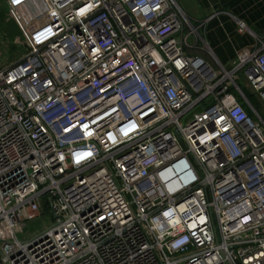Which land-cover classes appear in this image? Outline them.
<instances>
[{
    "label": "built area",
    "instance_id": "obj_1",
    "mask_svg": "<svg viewBox=\"0 0 264 264\" xmlns=\"http://www.w3.org/2000/svg\"><path fill=\"white\" fill-rule=\"evenodd\" d=\"M7 2L2 263L264 264V37L226 67L178 0Z\"/></svg>",
    "mask_w": 264,
    "mask_h": 264
},
{
    "label": "crops",
    "instance_id": "obj_2",
    "mask_svg": "<svg viewBox=\"0 0 264 264\" xmlns=\"http://www.w3.org/2000/svg\"><path fill=\"white\" fill-rule=\"evenodd\" d=\"M179 5L192 24L198 29V34L189 38L195 43L189 44L194 48L191 53L210 59L211 51L217 61L223 66H229L239 53L246 52L255 45V37L250 32H240L243 23L251 33L264 37V0H178ZM0 31L3 35L22 39L24 28L19 13L10 9L7 0H0ZM14 34V35H13ZM13 35V36H12ZM9 44H2L6 51ZM16 47V46H15ZM1 48V44H0ZM18 48V47H16ZM24 48V47H22ZM25 52L27 49L24 48ZM20 54V53H19ZM19 54L12 57L14 61L3 69L20 60ZM1 69V68H0ZM0 264L1 261L0 255Z\"/></svg>",
    "mask_w": 264,
    "mask_h": 264
},
{
    "label": "rangeland",
    "instance_id": "obj_3",
    "mask_svg": "<svg viewBox=\"0 0 264 264\" xmlns=\"http://www.w3.org/2000/svg\"><path fill=\"white\" fill-rule=\"evenodd\" d=\"M1 26L2 25H0V27ZM0 33H3V32L0 31ZM11 40H12V38L10 39L9 36L0 34V44H1V48H0V68L1 69H3V67L7 66L10 61H14L15 60V59H11L12 57L16 56V58H18L17 55H15V54H19L20 53L21 54V55L19 54L20 57L24 53L26 54L24 48H22L20 46H17L18 48L15 47V44H14V41H16L15 39L12 42H11ZM189 42L191 44L195 43L193 38L191 40H189ZM3 43L4 44H9L10 43V45H12V46L9 45L10 47L6 51L5 47L2 46ZM3 60H5V61H9L10 60V61L9 62H5V63H8V64L4 65ZM52 223H53V221L51 220V218L49 216H44V217H41V218H39V219H37L35 221L29 222L27 224V226H26L25 234L19 235V239L21 241L29 240V239L33 238L35 235L40 234L43 230L47 229L49 226L52 225Z\"/></svg>",
    "mask_w": 264,
    "mask_h": 264
},
{
    "label": "trees",
    "instance_id": "obj_4",
    "mask_svg": "<svg viewBox=\"0 0 264 264\" xmlns=\"http://www.w3.org/2000/svg\"><path fill=\"white\" fill-rule=\"evenodd\" d=\"M250 97V96H249ZM250 100L252 101V102H255V100L252 98V97H250Z\"/></svg>",
    "mask_w": 264,
    "mask_h": 264
}]
</instances>
